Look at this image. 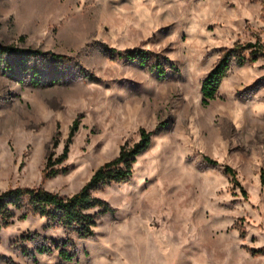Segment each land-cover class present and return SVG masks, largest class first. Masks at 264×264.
<instances>
[{
  "label": "rangeland",
  "instance_id": "obj_1",
  "mask_svg": "<svg viewBox=\"0 0 264 264\" xmlns=\"http://www.w3.org/2000/svg\"><path fill=\"white\" fill-rule=\"evenodd\" d=\"M249 42L264 46V0H0V45L23 51L0 64V195L71 197L152 132L130 180L93 193L114 210L88 211L94 237L58 211L22 219L23 200L0 228V264H264V54L233 59L208 105L201 91L224 52ZM136 51L145 67L120 56ZM75 122L68 171L46 177ZM34 234L49 253L21 241Z\"/></svg>",
  "mask_w": 264,
  "mask_h": 264
},
{
  "label": "trees",
  "instance_id": "obj_2",
  "mask_svg": "<svg viewBox=\"0 0 264 264\" xmlns=\"http://www.w3.org/2000/svg\"><path fill=\"white\" fill-rule=\"evenodd\" d=\"M260 43H246L237 44L233 49L226 50L220 58L216 66L211 70L206 79L202 83L203 104L208 105L210 101L214 100L217 96L218 90L223 79L227 76L231 61L236 60L238 65L243 66L246 63H255L260 56L264 53ZM247 50L250 53L245 54ZM23 51L14 46H1L0 45V64L3 62V57L8 54H21ZM38 53V52H36ZM148 52L136 51L134 53H124L120 56L127 58L130 61L139 59L142 66L147 64ZM159 75H164L161 67L157 68ZM39 73L34 72L32 83L36 86L40 84ZM78 128V123L75 122L70 132V139L65 144L63 153L53 160V156L48 160L46 166V177H55L61 173H66L68 169L63 166L68 159L69 147L71 138ZM152 142V132L141 130L140 141L134 144L133 147L126 149L123 148L118 157L112 161L101 166L91 177L90 181L76 194L71 197H61L57 194L50 193L43 188H17L8 190L0 195V228L8 227L11 220L15 216L14 209L22 207L23 200H29L27 212L23 214L22 219H25L28 214L33 216L40 215L48 219L55 218L54 213H61L62 226L74 232L80 238H92L95 235L94 228L96 227L95 216L89 214L88 211L99 209L102 213H111L114 210L110 204L100 198L94 196V192L102 185L111 183H126L133 175L134 165L137 157L146 151ZM208 164H216L210 158H206ZM225 174L235 177L236 173L232 168H226ZM38 235L23 236L21 241L33 242L36 245L38 254L43 255L49 253L52 248L46 239L37 240ZM26 257L36 258L35 254L30 253L28 250L23 251ZM59 258L64 261H71L74 257L64 246L59 250ZM37 260H35V263Z\"/></svg>",
  "mask_w": 264,
  "mask_h": 264
}]
</instances>
